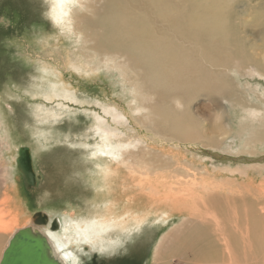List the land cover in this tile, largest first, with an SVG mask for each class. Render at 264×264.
Segmentation results:
<instances>
[{
  "label": "rangeland",
  "instance_id": "obj_1",
  "mask_svg": "<svg viewBox=\"0 0 264 264\" xmlns=\"http://www.w3.org/2000/svg\"><path fill=\"white\" fill-rule=\"evenodd\" d=\"M79 1L82 6L71 8L84 18L77 19L80 26L87 25L80 36L76 20L55 21L52 0H0V110L5 111L0 112V199L22 208L17 228L30 224L37 211L62 222L65 215L97 216V205L105 202L96 196L101 181L90 152L104 140L102 128H108L121 152L132 153L120 160L129 155L134 164L131 169L118 165L112 196L117 213L128 200L141 207L148 202L150 211L141 228L131 217L130 235L113 230L103 246L72 242L77 264H159L154 252L161 236L183 224L209 233V241H216L210 245L220 252L218 264H238L225 244L236 240L238 223L246 239L239 236L241 251L248 252L243 264H264V138L258 136L264 132V69L216 72L208 90L174 88L171 71L161 72L133 49L115 45L118 40L106 25L113 20L110 1ZM258 3L264 0L236 3L246 55L262 51L259 27L251 21ZM238 46L231 41L232 58ZM171 113L186 123L192 139L172 133ZM22 147H28L37 174L31 187L18 169ZM193 256L190 250L176 252L171 264H204Z\"/></svg>",
  "mask_w": 264,
  "mask_h": 264
},
{
  "label": "bare ground",
  "instance_id": "obj_2",
  "mask_svg": "<svg viewBox=\"0 0 264 264\" xmlns=\"http://www.w3.org/2000/svg\"><path fill=\"white\" fill-rule=\"evenodd\" d=\"M108 1H110V3L108 2L109 6H113V10L109 9L112 13L110 18H113V20H105L107 27L110 28L112 36L114 38L116 37L119 41L115 40V45H123L133 49L132 51L141 54L144 63L159 65V71L161 72H166L167 70L171 71L173 76L169 77V84L174 88H182L186 92L208 90V87L216 82V72L223 70L239 71L249 67H251V71L264 69V56L261 55L264 52V4L258 3L257 6L254 5L252 10L254 9L255 14H251L252 24H254L255 27H259V32L261 33L259 34V38L262 37V51L255 52L253 50L252 53L247 52L246 55L242 48V40L238 38L240 37V31L236 28L237 19L241 13L237 8V0ZM140 2L143 3V7L140 6ZM75 3H78L80 6L83 5L79 0H52L49 6L51 8V14L55 17L56 22L66 20L67 23H71V21L76 20V26L78 25L79 29H77L76 26L75 28L76 30H80L77 34H84L87 29H83L86 28L85 26L87 25L85 24V26L83 25L84 27H81L80 23H78L77 19L81 15L77 14V10L71 8ZM66 15H69V17H66ZM81 20L83 21L84 18L80 17V21ZM233 30H235V32H233ZM233 40L236 41L239 46L234 50L237 56L232 58L229 49L230 43ZM118 52H120V50ZM121 53L122 52H120V54ZM128 57H131V55ZM111 58L109 57L106 59ZM209 61L213 62V64H209ZM125 66L127 65L125 64ZM77 67L80 69L81 65ZM140 90L138 88L137 92L143 94ZM55 95H57V93L54 94V96ZM51 96L52 95L46 94L45 98L50 99L52 98ZM67 97L70 96L67 95ZM144 107H140L139 109ZM0 112L3 111L0 110ZM167 118H169L167 123L172 122V133L174 135L182 137L184 140L192 139L188 138L191 135L188 129H185L186 123L181 117L177 115L174 117L171 113ZM98 127L100 129L102 125H98ZM102 129H104L103 131L106 134L105 137L103 136L104 140L101 144H99V142L95 143L97 148L90 152V155L95 159L94 163L97 165V172H99L100 175L98 178L101 181V183L98 184L99 191L96 196L102 199V202H105L104 205H97L100 207L96 210L97 216L79 220L65 215L63 222L60 219L56 221L57 219H52L51 216H49L48 222L40 226L34 225L33 218H31V223L27 224L33 225V227L38 228L48 236L54 246V254L60 258L64 264H67L65 259L69 261L70 264H77V257L74 251L69 247L72 242L74 243L75 241L77 244H80L85 241H92L98 245L102 243L104 239L106 241V239L109 238L107 236H109L113 230L114 232L115 230L119 232L120 237L123 234L127 235L134 230L131 229V217L137 220L135 224L141 228V223H143V220L149 215L148 212L150 210H148V208L150 207L147 206L148 202L144 203L142 201L143 199L141 202L144 203V207H141V204L134 206V204L132 205L130 200H128L125 202L126 206L124 205V210L120 212V214L117 213L116 198L113 199L115 196L113 190L115 186H117L115 185V176L117 175L118 165L124 164L131 169L134 164L128 161L129 158H131L129 155L120 160L121 155H125V153L131 155L132 153L126 151L121 152L120 147L122 145L119 143L115 144L112 139L113 134L115 135L113 130L108 128ZM258 136L264 138V132H259ZM129 144H131V142H129ZM119 179L117 178L118 181ZM118 183L121 182H117V184ZM118 186L121 185L118 184ZM107 197H112V200H107ZM120 201L119 199V202ZM147 201L151 203L153 199L150 198ZM154 205L152 204L151 207H154ZM22 214V208L15 205L10 198L0 199V245L6 242L5 246H1L0 248V250L2 249V255L13 234L18 229L27 226L24 225L17 228ZM155 214L157 215L158 213ZM158 218H160V216ZM149 219L150 218H148V220ZM162 219L164 220V218L157 220L161 221ZM54 221L56 225H53ZM219 223L220 222H217L216 224L219 226ZM239 224L240 223L236 225V228L240 230L235 234L237 237L236 240H233L232 245H230L231 241L228 239L225 244L227 245L228 255H230L231 258L233 255L237 256L240 259V262L237 261L238 264H241V262L243 264L245 260H247L248 252L246 248L245 253L241 251L243 248L241 242L246 239L242 237L243 235H240L241 228ZM15 227L16 229L14 230ZM58 227H62V230H59ZM195 227L199 226L192 224L186 226L183 224L182 228L161 236L155 248V260L159 261L161 259L162 261L158 262L159 264L161 262H165L163 264H171L172 258H170V255L173 256L176 252L184 253L186 250H190L194 255L193 259H195V261L200 259L204 264H218L220 252H216V244L210 245L214 240L209 241V233L206 234V231ZM229 232L230 231H228V234ZM239 236H241L243 240H240ZM248 241L246 242L248 243ZM101 245L103 246V243L100 244V246ZM235 247L238 249L236 250ZM57 248L62 255L59 254ZM167 252L168 254L170 252V254L165 256L164 254H167ZM163 255L165 258H163ZM193 259H191V261ZM185 263L190 264L189 261H185Z\"/></svg>",
  "mask_w": 264,
  "mask_h": 264
},
{
  "label": "water",
  "instance_id": "obj_3",
  "mask_svg": "<svg viewBox=\"0 0 264 264\" xmlns=\"http://www.w3.org/2000/svg\"><path fill=\"white\" fill-rule=\"evenodd\" d=\"M19 154L18 169L24 178L26 186L31 187L35 184L37 175L28 147H22ZM48 220L49 215L44 211H37L33 216L34 225H44ZM53 225H56L55 221ZM0 264L64 263L54 254V246L48 236L38 228L33 227V225H27L18 229L10 238L7 247L3 251Z\"/></svg>",
  "mask_w": 264,
  "mask_h": 264
}]
</instances>
